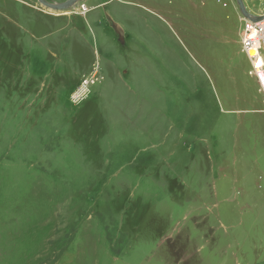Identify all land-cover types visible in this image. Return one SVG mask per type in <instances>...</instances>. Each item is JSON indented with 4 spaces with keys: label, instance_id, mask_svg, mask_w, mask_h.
<instances>
[{
    "label": "rangeland",
    "instance_id": "rangeland-1",
    "mask_svg": "<svg viewBox=\"0 0 264 264\" xmlns=\"http://www.w3.org/2000/svg\"><path fill=\"white\" fill-rule=\"evenodd\" d=\"M239 14L0 0V264H264V96Z\"/></svg>",
    "mask_w": 264,
    "mask_h": 264
},
{
    "label": "built area",
    "instance_id": "built-area-1",
    "mask_svg": "<svg viewBox=\"0 0 264 264\" xmlns=\"http://www.w3.org/2000/svg\"><path fill=\"white\" fill-rule=\"evenodd\" d=\"M252 16H258L250 13ZM239 38L241 53L249 63L247 76L257 80L259 92L264 96V19L254 22L248 18L238 15ZM98 79L94 71L89 77H84L78 88L72 94L71 99L74 103L84 101L89 95L90 88L94 86Z\"/></svg>",
    "mask_w": 264,
    "mask_h": 264
},
{
    "label": "water",
    "instance_id": "water-1",
    "mask_svg": "<svg viewBox=\"0 0 264 264\" xmlns=\"http://www.w3.org/2000/svg\"><path fill=\"white\" fill-rule=\"evenodd\" d=\"M82 0H68L64 3L60 4H50L46 0H37V2L45 9L56 12V13H64L70 11L79 5ZM236 4L239 8V13L245 18H248L254 22H259L264 19V14L260 16H252L244 7L242 0H236Z\"/></svg>",
    "mask_w": 264,
    "mask_h": 264
},
{
    "label": "bare ground",
    "instance_id": "bare-ground-1",
    "mask_svg": "<svg viewBox=\"0 0 264 264\" xmlns=\"http://www.w3.org/2000/svg\"><path fill=\"white\" fill-rule=\"evenodd\" d=\"M65 13H67V12H65ZM56 15H58V14H56Z\"/></svg>",
    "mask_w": 264,
    "mask_h": 264
}]
</instances>
